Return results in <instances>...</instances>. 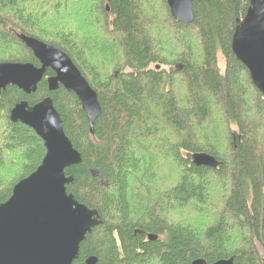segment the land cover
<instances>
[{
	"label": "trees",
	"instance_id": "trees-1",
	"mask_svg": "<svg viewBox=\"0 0 264 264\" xmlns=\"http://www.w3.org/2000/svg\"><path fill=\"white\" fill-rule=\"evenodd\" d=\"M166 1L0 0V63L39 67L20 36L55 46L101 107L91 135L77 98L48 92L50 70L34 94L2 91L0 205L46 153L10 112L50 98L82 159L67 192L101 221L73 264H264V99L231 50L249 0H193L188 25Z\"/></svg>",
	"mask_w": 264,
	"mask_h": 264
},
{
	"label": "water",
	"instance_id": "water-1",
	"mask_svg": "<svg viewBox=\"0 0 264 264\" xmlns=\"http://www.w3.org/2000/svg\"><path fill=\"white\" fill-rule=\"evenodd\" d=\"M166 2L175 22L187 25L193 22V0ZM20 40L39 67L31 63H0V94L10 86L26 95L34 94L50 70L54 75L46 79L48 92L63 88L73 94L93 135L101 107L97 93L79 69L55 46L27 36H20ZM231 50L264 99V0H249L244 18L237 20ZM9 119L12 124L31 129L42 141L46 153L36 171L17 183L8 201L0 205V264H73L86 235L101 224L97 210L78 203L67 192L73 178L66 176L65 171L80 164L81 155L65 135L52 99L46 98L34 106L18 103ZM191 160L197 167L217 169L221 165L206 153L192 154ZM147 238L157 240L152 234ZM96 262L95 257H90L85 264ZM191 264L207 263L197 259ZM213 264H234V261L230 258Z\"/></svg>",
	"mask_w": 264,
	"mask_h": 264
},
{
	"label": "rangeland",
	"instance_id": "rangeland-1",
	"mask_svg": "<svg viewBox=\"0 0 264 264\" xmlns=\"http://www.w3.org/2000/svg\"><path fill=\"white\" fill-rule=\"evenodd\" d=\"M64 22H66V24H68V23H67V22H68V19H65ZM47 24H48V23H46L45 26H46ZM71 24H75V25H77L78 23L76 22V23H71ZM221 65H223V63H221ZM162 68H164V69H169L170 67H162Z\"/></svg>",
	"mask_w": 264,
	"mask_h": 264
},
{
	"label": "flooded vegetation",
	"instance_id": "flooded-vegetation-1",
	"mask_svg": "<svg viewBox=\"0 0 264 264\" xmlns=\"http://www.w3.org/2000/svg\"><path fill=\"white\" fill-rule=\"evenodd\" d=\"M38 64H39V63H38ZM52 73H53V72H52ZM147 236H148V235L145 236V239H146V240H148Z\"/></svg>",
	"mask_w": 264,
	"mask_h": 264
}]
</instances>
